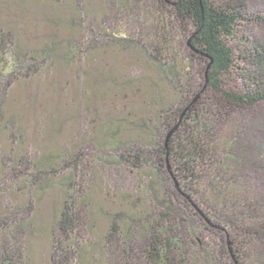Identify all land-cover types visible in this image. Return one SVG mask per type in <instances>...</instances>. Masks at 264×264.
<instances>
[{
    "label": "trees",
    "instance_id": "16d2710c",
    "mask_svg": "<svg viewBox=\"0 0 264 264\" xmlns=\"http://www.w3.org/2000/svg\"><path fill=\"white\" fill-rule=\"evenodd\" d=\"M43 1L55 11L71 3L65 32L58 25L23 48L0 26V133L9 139L0 182L15 181L0 188V264H34L42 223L52 241L48 264H264V158L254 122L264 102V41L249 30L264 17L251 14L249 0H105L99 12L85 0ZM74 31L81 39L63 40ZM110 51L132 53L154 72L150 101L146 74L106 77L123 111L110 99L103 118L86 106L64 163L45 153L28 158L22 107L31 98L9 112L13 89L55 62ZM160 85L168 95L179 85L175 102L156 95ZM82 129L90 140L78 149ZM96 163L115 169V190L101 192L100 179H88ZM57 169L70 172L66 198L46 221L33 200L48 194Z\"/></svg>",
    "mask_w": 264,
    "mask_h": 264
},
{
    "label": "rangeland",
    "instance_id": "374dc122",
    "mask_svg": "<svg viewBox=\"0 0 264 264\" xmlns=\"http://www.w3.org/2000/svg\"><path fill=\"white\" fill-rule=\"evenodd\" d=\"M87 1L97 12H99L98 8L100 6V10H102V6L104 7L103 3L105 0H85L86 3ZM65 2H68V0ZM49 6L43 0H0V26L9 32H14L19 45L23 48L28 47L32 41L37 43V39L46 41L50 33L57 32L55 27L58 25L61 31L65 32L64 30L67 28L66 20L72 8L71 3H68L65 9L56 7L59 11H55L53 7ZM249 10L255 16L264 17V0H249ZM79 21H82L83 26L87 30L89 29L90 22L86 21L85 18L84 20L81 19V16ZM93 23H95V26L99 25L97 22L93 21ZM92 30H94V27H92ZM249 30L252 37L264 41V21L253 23L249 26ZM85 32L84 34H87ZM78 34L75 31L70 34L66 32L64 34L65 36L63 35V40L67 41L71 37L81 39V36H73ZM12 37L14 38V36ZM89 37V35H86L85 42L88 41L87 39ZM112 37L115 38L114 36ZM102 38H106V36H102ZM102 38L100 39L101 41L104 40ZM111 40L113 39L111 38ZM88 53L86 52L85 55L82 54L83 56L81 58L77 57V59L69 62L68 65H64L61 62H55L49 65L29 80L21 84L18 83L10 94L8 98V111L9 109L11 111L20 109V103L17 99H25V97L26 99L31 98L25 107H22L27 111L28 118L26 119L30 120L28 121L30 124L27 127L29 131L26 134V144L22 147V153H25L28 158H33V161L38 159L40 153H45L47 156L53 155L57 159L56 161H59V164L64 163L65 158L68 159V156L74 151L77 140L76 136L79 134L78 126L85 124L89 117L85 113L86 109L84 107L89 106L91 109L100 110L103 118L106 117L105 112L108 110L107 108H103V104L105 103L107 105L110 99L109 103L111 102V106L116 108L120 106V111H123L125 103L118 95L116 97L117 102L115 104L112 103L111 96L114 89L109 85L107 82L108 78L106 77L120 74L121 76L118 77L124 76L125 78L129 77V74L130 76L146 74L147 81L144 82L145 85L143 84L146 94L143 99L150 101V97H147L151 94L152 89L148 85L152 84L154 72L149 68L146 69L145 62L142 58L140 60L132 53L123 55L116 51H110L107 56L97 55L96 53L95 57H90L87 55ZM118 69L122 70L119 71ZM155 76L157 77L156 73ZM177 86L176 89L170 87L172 91L170 95L166 92L164 85H160V92L154 90L156 91V95L158 97L161 95V98L163 97L166 102L169 99L175 102L177 93L180 90L179 85ZM134 109L138 113L142 112L140 105H136ZM254 112L256 113V120H254L257 123L256 126L261 125L259 130L262 132V137L259 142L261 144L259 154L262 153L264 158V102L255 107ZM22 116L24 117V114ZM257 116L259 117L258 119L261 118L262 123L257 122ZM142 117L144 116L142 115ZM53 125L58 126V128L63 126L61 134H57L59 129L57 131H51ZM131 132L129 134L126 133L125 136H129ZM80 134L81 140L78 143V149H81L90 140V138L83 140L85 138L83 129L82 131L80 130ZM8 140L1 141L0 133V154H4L5 150L7 151L6 145ZM5 142L6 145H4ZM91 150L92 153L95 152L94 148H91ZM95 165V173H91L88 179H100L101 192H109L110 188L115 190L113 185H118L119 183L118 178L114 175L115 169L108 165L103 167L98 163ZM69 173L66 169H57L55 174L47 178L49 185L45 192H48V194L42 199L35 198L33 200L41 211L43 218H46V221L48 219L49 221L51 220L50 217H52L55 211L60 212L61 210L62 203L66 198L65 192H67V187L64 186V179ZM3 179L0 182V185L3 186H0V188L9 189L15 184L13 177L10 175H7ZM261 192H264V190L262 189ZM40 196V194H37L35 197ZM101 198L105 199V197L100 196L97 198V201L100 202L102 200ZM107 201L109 202V200ZM1 202L7 203L8 195H4L1 198ZM42 224L39 225V230H41L40 235L37 233L39 236H35L32 239L34 264H48L51 252V237L48 234L46 235V227L42 226ZM99 227L102 230L103 224L100 223ZM262 253L264 255V251Z\"/></svg>",
    "mask_w": 264,
    "mask_h": 264
}]
</instances>
